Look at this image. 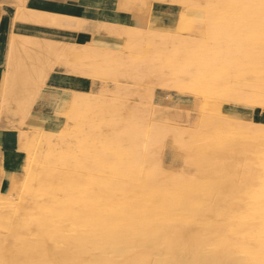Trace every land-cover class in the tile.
<instances>
[{
    "label": "bare ground",
    "instance_id": "6f19581e",
    "mask_svg": "<svg viewBox=\"0 0 264 264\" xmlns=\"http://www.w3.org/2000/svg\"><path fill=\"white\" fill-rule=\"evenodd\" d=\"M128 1L131 0H124L119 7L121 12L137 17L149 11L148 5L139 8ZM133 1L153 5L156 0ZM78 2L95 6L101 0ZM166 2L164 14L173 35L169 32L167 37L164 33L167 39L158 43L161 38L154 37L156 32L147 34V43L155 53L136 60L132 74L119 73L122 78L137 81L133 91L124 87L121 92L126 97L149 100L153 88L149 91L148 84L161 81L167 72L184 76L175 89L184 94L187 89L192 90L204 100L196 102L195 125L200 129L210 127L215 136L211 140L197 135L200 147L196 148L185 141L188 129L172 131L155 121L142 131L139 127L144 117L134 104L107 96L113 101H105L103 96L90 98L86 91L75 90L71 84H57L51 78L56 66L65 64L74 67L80 76L91 77L95 67L90 62L101 58L98 48L82 47L77 44L78 37L69 33L84 27L79 20L76 27L67 26L73 16L24 9L15 15L17 21L24 22L15 27V32L0 24V35L10 33L0 107L6 108L15 123L27 124L41 136L33 155L25 157L18 166L14 161L9 163L12 158L8 153L2 154L0 197L10 200L2 204L8 205V218L17 227L6 226V218L0 215L4 219L0 217V264H264V122L254 118L255 107L264 108V0ZM114 14L117 20H124ZM42 26L65 30L66 42L42 36ZM94 29L118 39L132 34L145 38L135 26L100 23ZM172 41L179 45L173 44L170 58L166 59L161 51ZM120 54L123 56L124 52ZM176 59L183 62L182 68L175 66ZM107 71L101 76L110 75ZM244 74L255 78L246 84L248 96L242 100V106L251 109L254 117L239 112L220 113L221 102L239 94L235 88L221 90L218 76L234 75L237 80H244ZM33 105L39 110L34 119L28 117ZM201 108L205 118L200 116ZM215 111L217 115L213 116ZM220 124L227 127V135ZM169 129L185 146L180 150L185 155L179 170L165 168L162 160L157 162L153 159L156 154L150 153L153 142L159 143L165 134L171 135ZM68 139L91 149L88 148L90 159L85 158L79 172H69L67 157L57 158L54 165L48 161L49 156L62 154L56 146ZM76 150L83 155L81 149ZM71 155L69 159L77 163ZM8 165L15 167L13 176L6 173ZM183 168L197 172L185 173ZM200 168H205V173ZM15 192L18 197L11 201L9 195ZM31 199L33 205L29 203ZM16 232L22 237L19 247L13 248V255L9 248L14 244H9L11 233Z\"/></svg>",
    "mask_w": 264,
    "mask_h": 264
},
{
    "label": "rangeland",
    "instance_id": "374dc122",
    "mask_svg": "<svg viewBox=\"0 0 264 264\" xmlns=\"http://www.w3.org/2000/svg\"><path fill=\"white\" fill-rule=\"evenodd\" d=\"M123 1L122 0H101V2H99V5H95V6H99L100 8H102L101 9V13H100V17L102 19L108 21L107 24L119 25V26H125V25L133 26V27L135 26V27L138 28L137 32H139V33L142 32L141 34H143V33L145 34L144 37L146 39L145 38L141 39L136 34L128 35V37L124 38L125 39L124 40V39H118L117 37L114 38V36L105 34L103 32L98 33V32L95 31L94 28L97 27L98 24H100V21H102V22H104V21L102 19H100L96 15V11L93 10V12H94L93 13V17H86V16L80 15L79 18H83L81 20H84V22L80 20V23H82L81 25L82 26L84 25V27L82 29L80 28V30H78L77 32H82V33H79V36H83L85 38V41H84V39L82 37H78L79 41H78L77 44L81 45L82 47H88L89 49L98 48V49H96V52L97 51L99 52V54H100L99 56H101V58H99V61H97V60L96 61H91L90 63H91V65L93 63L92 68L95 67V69L93 68V71L95 73L97 72L99 74L97 75V73L96 74L94 73L91 77H88L89 78L88 79L87 77H82L79 74H77L75 69H73L74 67H72L71 65H66L65 64L63 67L60 66V65H57L56 66V70H54V72L51 73V76H52L51 78H53L55 80V82H57V84H62V83L71 84L72 88L75 89V90L77 89V90H81V91L82 90L86 91L87 94H88V95L87 94L86 95L88 97H90V98H94L95 96L96 97H100V96L102 97L103 96V99L105 101H107V100H109V102L113 101V100L108 99L110 97L111 99L115 98V100H127V103L134 104L136 106V109H137L138 113L140 114V116L142 118L144 117V120L141 123L142 125L139 124L140 125L139 128L142 131L144 130L142 128H146L148 126L147 124L150 125V123H155V121H156L155 124L160 125V126L162 124V126H165V127L171 128V129L173 128L172 131L175 130V128H176L177 131H179L181 128H183L185 130L188 129L187 130L188 133L185 134V141H186L187 144H189L188 146L196 148L199 145L198 147H200V142L197 141L196 138H195L199 134H202L204 136H208V137H210L211 140H213L215 138V136L213 135V130L210 129V127H206L205 129H204V127H202V129H200L201 126L199 127V126L195 125V121H196L195 117H196V115L198 113V112L195 111L196 102L198 103V101L201 99V97H197L192 92V90H188L187 89L186 90L187 93L184 94V93L178 92L175 89L176 83L180 82V81H183V79H185L184 76H180V75L179 76H176V75L173 76V75L169 74V72H167L168 74H166L165 77H163V78L161 77V79H160L161 81L154 82L152 84H148L147 86L149 87V91H150V88H151V90L153 88V90L150 91V93H149V94H152V93L154 94V95L152 94L154 97L152 95L151 96L149 95V97L152 98V99L150 98L151 100L150 99L147 100V98L141 100V98H137V97H131V98L130 97H126L123 94V92H121V89L123 90L124 87H125V89L133 91V88L135 89V87H136L135 85H137L136 84L137 81H135L131 77H129L130 78L129 80H127L128 78L127 79L126 78H122L120 76V74L121 73H129V74L131 73L132 74L133 66H134V63H135L136 60H138L140 58L149 57V56L152 57L153 54L155 53L152 45L147 43L148 42L147 39L149 38V36L151 34L154 35L155 32H156V34H155L156 36L154 35V37H156L157 40L159 38H161V40L160 39L158 40V43H159V42H162V39H165V38L167 39V37H170V34L173 33V29L171 27H167V23H168V19L169 18H167L166 14H164V12H166V6H167V2L166 1L167 0H156V1L153 2V5L151 3H144V4L141 3V2L138 3V2H135L133 0L128 1V3H130V5H132V4L133 5H138L137 7H139V8L146 7L148 5L149 11H147L146 13L137 14L138 18L136 16L132 15V14H127L126 12H123V11L121 12L119 10V7L121 6V4L124 3ZM162 1H164V2H162ZM113 8L115 10L119 11L118 13L124 18V20H117L116 19V16H114L115 15L114 13H116V12H114ZM34 9L61 12V13L65 14V15L73 16V17L75 16V13H76V11H74L73 9L71 10V8H63V6H61V7L60 6L59 7H43V8L35 7ZM116 22H118V23H116ZM77 23L78 22L76 20H73V19L72 20L70 19V20H68V22H66L67 26H73V27L74 26L76 27ZM153 24H155V26ZM169 28H170V30L168 31ZM156 29H158L159 31L156 30ZM60 31H61V33H60L61 38L59 40L66 42V39H64L66 37V32H64L65 30H61L60 29ZM169 32H170V34L168 36ZM164 33H165V35L167 34L166 35L167 37H165ZM147 34H149V36H147ZM162 34L164 36H160ZM134 35L136 36V38H135ZM157 35H159V36H157ZM129 36L131 38H129ZM132 37H134V38H132ZM139 39H140V41H139ZM200 41H203V40L200 38ZM173 44H174V46L176 45L177 47L179 45L178 42L175 43L174 41H172V43L170 45H168V47H170V48L166 47L165 49H163L161 51V54H162L161 56L165 57L166 59L170 58L169 56L171 55V51L174 48ZM133 45H134V47H133ZM123 47L125 49H123ZM88 48H87V50H89ZM126 50H128V51H126ZM166 50H168V51H166ZM112 51L114 53H112ZM119 51L122 54L124 52V55L122 56ZM126 52H129V53H126ZM146 52H148V53H146ZM105 53L108 56H110V57L113 56V57L112 58H110V57L108 58ZM151 53H152V55H151ZM130 54H132V55L135 54V55L133 57ZM103 55H106V56H103ZM128 55H129V57H127ZM124 56H126V57H124ZM105 57H107V59ZM114 58L117 59V60H115ZM112 59H114V60H112ZM121 60H122V62H121ZM123 60H125V61H123ZM132 60H134V61H132ZM112 61H113V63H112ZM102 62L105 64L106 67H103L104 64H102ZM119 62H120V64H122L123 67L119 64ZM173 62L176 63V64L175 63H173V64H175V66L177 68H182L183 67V62L181 60H179V59L177 60L176 59ZM114 63H116V64H114ZM111 64H112V67H110ZM179 64H181V65H179ZM96 65H98V67H100V68L102 67L104 70L102 68H101V70L97 69L98 67ZM107 66L110 67V69H107V70H109L108 74H110V75L101 76V74L102 75L105 74V73L107 74V72H108L106 70ZM120 66H121V68H119ZM115 67H116V69H115ZM102 70H103V73H100V72H102ZM111 71H113V72H111ZM260 72H261V70H260ZM118 74H119L120 77L118 76ZM94 75H95V77H93ZM247 75L248 74H244V78H243L244 80H237L234 75L225 76V77L224 76H222V77L218 76L217 81H218V83H219V85L221 87V90L229 91V90L235 88L238 91L237 93L239 94V97H237V98H234V97H229V98L227 97L228 99L225 98L221 102V105H220V111L221 112L220 113L232 115L235 112H239V115L247 116V117H250V118L254 117L253 115L255 113L251 112L252 111L251 109H249L246 106H242V100L245 99L248 96L249 88L246 87V84L247 83L251 84V83H253L255 81L254 77L251 78V77H248L250 75H248V76ZM109 76H112V77H109ZM114 76H116V77H114ZM229 77H231V78H229ZM166 78H167V80H166ZM132 79H133L134 82L132 81V83H131ZM232 81L234 83L233 85H231ZM236 81H238V82H236ZM242 82H243V84H242ZM116 83L117 84H122V86L121 85H117ZM166 84H167L168 87L165 86ZM118 86H120V87H118ZM128 86H130V87H128ZM236 86H240V87H236ZM159 88H161V89H159ZM50 89H51V87L49 86L48 91ZM90 91L92 93H94L95 95L91 96L92 93ZM241 92H243V93H241ZM106 96L108 98H106ZM234 99H235L236 102L233 101ZM46 100H47V98H46ZM145 100H147V101H145ZM203 101L204 100L201 99V102H203ZM227 101H228V103H227ZM141 102H143V103H141ZM41 103H43V101ZM199 103H200V101H199ZM143 105H144V107H143ZM5 107H7V106H5ZM260 107L261 106H256L255 109H254V111L256 110L255 111L256 112V116L254 117L256 122L257 121L258 122H264V108L261 107V108H263V109H261ZM2 108H3V106H2ZM5 110H6V108H5ZM38 112H39V110H37L36 106L33 105V107L29 111L28 117H31L32 119H34V117L38 114ZM103 112L104 111H102V113ZM200 113H201L200 116L202 115V117H204V118L206 117V113H205V111H203L202 108L200 109ZM215 113H216V111L214 112L213 116L217 115ZM6 114H7V116L9 118L6 121H4V124H5L6 128L4 130L0 131V150L2 149L3 153H8L11 156L12 160H10L9 163H12V161H14V165L18 166L20 161H24V160H26V158H30L31 155H33L34 150H35L34 148H37L38 144L41 141L40 140L41 136H40L39 132H38V134L37 133L34 134V132H37L36 129L31 131L32 128L28 127L27 124H23L22 126H20L18 123H15V121L12 120L13 117H12L11 114L7 113V111H6ZM149 117H150V119H149ZM167 117H170V120L168 119V121L170 123L169 124L170 126L168 125V121L167 122L165 121L167 119ZM210 117H212V115ZM144 123H146L145 126H144ZM158 123H161V124H158ZM163 123H165L166 125L163 124ZM174 124H176V125H174ZM220 127H222L221 124H220ZM232 127H237V125L233 124ZM197 128H199V129L197 130ZM171 129H169V133H170ZM191 130H192V133L189 132ZM200 130H201V132H199ZM221 130L224 131L225 135L228 134L226 132L228 130L227 127H222ZM173 133L175 135L176 132L174 131ZM173 133L172 134L170 133L171 135L165 134L166 139L163 136L162 137L164 139L162 137H160V140L162 141L161 143H163V145L160 144V140H159V143H158L157 139H159V138H157L156 139L157 142H153L155 145L152 144L153 146H151L152 148L150 149L151 150L150 153L156 154V155H154L155 158H153V159L157 160V162H160L159 160H162L160 163L164 164L165 168L179 170L184 165V160L182 159V157L185 155L184 151L180 152V150L181 151L184 150V148H182V147H185V146L183 145L182 141H181L182 142L181 143V142H178L176 140V135L174 136ZM21 134H23V135H21ZM119 134H121V133H119ZM188 134H190V135H188ZM25 135H27V136L25 137ZM167 135L170 136V137H167ZM35 136L36 137L38 136V137L36 138ZM120 136H122V135H120ZM33 137H35V138H33ZM31 138H33V139L31 140ZM167 138H169V139H167ZM103 139H105V137ZM165 140H167L166 141L167 143L165 142ZM173 141H175V142H173ZM61 143L62 144L63 143L66 144L67 143V145H68L67 147H69V148H67L66 145H62V144L59 143L57 145V146H59V148L57 146H56V148L62 154H58L57 157L56 156L55 157L49 156L50 158L48 157V161L50 162V165H51V163L54 165V161L57 160V158L61 157V159H62V157H67L66 158V162L67 161L68 162H67L66 166H67V169H69V172L70 171H74V170L76 172H79L80 165L82 163H84L86 160H88V156L90 155L89 153H91L90 147H82L81 148L80 146H77V144L75 143L74 139H70V141L68 139L66 142H61ZM156 143H158V144L156 145ZM179 143H181V144H179ZM28 144H30V145H28ZM173 144L175 145V147L173 146ZM23 146H25V148ZM70 147H71L72 150H70ZM76 147H77L78 151L82 150V154H83L82 156L80 155L81 152H77ZM66 148L69 149V150H67ZM61 150H63V152H61ZM30 151L32 152V154H31ZM71 151H73V152L71 153ZM83 151L84 152L86 151L87 154L84 153ZM161 151H163V152H161ZM63 154H64V156H62ZM71 154L73 155V158L77 160V163H78V159H79V163H78L79 165H77V163H75V162L73 163L72 162L73 160L71 161L69 159L68 156H70ZM74 154L77 155V156H75ZM72 155H71V157H72ZM84 155H86V156H84ZM201 155H200V158L202 157ZM86 157H87V159L85 160ZM90 157L91 156H89V159H90ZM194 157L196 158L195 155H194ZM83 158H84V160H83ZM63 159H65V158H63ZM70 161L72 163H70ZM76 165L78 167H76ZM10 166H12V165L6 166V171H7L6 173H8L7 175L11 174L13 176V174L15 172V167L12 168ZM47 167L49 169V166H47ZM74 167H75V169H74ZM200 169L203 170V172L205 173V168H200ZM183 171L185 173H196L197 172L196 170H191V169H188V168H183ZM6 196H8V195H6ZM9 196L11 198V201H13V200H15L18 197V192L12 193ZM8 201H10V200H7V198H5V197H0V215H3V217H5L6 219L4 220L2 218V216H0V217H1V219L4 220V222L6 223V226L17 227L16 224L14 225V223H12L11 219L8 218V214L10 212V209L8 208V205H5V204H8ZM2 202L5 203V204L3 205ZM29 203L31 205H33L32 204V199H31V201ZM31 205L29 206L30 208H32ZM10 224L13 225V226H10ZM11 234H12V237H11L12 242L9 244V246L13 245V244L14 245L12 246V248L10 246L9 250H11V253L13 252L14 253L13 255H15V252H14L15 250L13 251V248L15 249V248L19 247V243H20L19 240L22 237V233L16 232V233H11ZM9 254L10 253H8L7 258L10 256Z\"/></svg>",
    "mask_w": 264,
    "mask_h": 264
},
{
    "label": "crops",
    "instance_id": "0c3cea01",
    "mask_svg": "<svg viewBox=\"0 0 264 264\" xmlns=\"http://www.w3.org/2000/svg\"><path fill=\"white\" fill-rule=\"evenodd\" d=\"M20 2V4H19ZM24 4V5H23ZM61 7L63 8H71L74 11H76L75 16L72 18L71 16H68V18H72L73 20H79L83 18H79L80 15L86 16V17H93V10L96 11V15L100 17L101 9L99 6H91V5H83L79 3L77 0H0V24L4 23L5 26L8 28L9 31L13 30L15 32V27H17L20 24H23L24 22L17 21L16 16L18 12L21 10L30 11L34 9L35 7L43 8V7ZM16 7V8H15ZM21 7V9H20ZM26 7V8H25ZM19 9V10H18ZM114 12L118 13L119 11L115 10L113 8ZM119 14V13H118ZM71 19V20H72ZM16 20V21H15ZM104 22L100 21V23H106L108 21L102 19ZM84 22V20H82ZM118 23V22H116ZM44 30H41V35L44 37L52 38V39H60L61 38V31L60 29L54 28V27H48V26H42ZM65 32V31H64ZM72 36L82 37L85 41V38L83 36H79V33L82 32H69ZM85 33V32H84ZM10 33H3L0 35V82L4 79V76L6 74V60L8 56V41L10 39L9 36ZM5 71V72H4ZM59 73V72H58ZM0 83V106L2 105L1 101V84ZM3 109V110H2ZM9 117L6 114L5 108L0 107V131L4 130L6 128L4 121H6ZM2 154L3 150H0V165L2 164Z\"/></svg>",
    "mask_w": 264,
    "mask_h": 264
}]
</instances>
